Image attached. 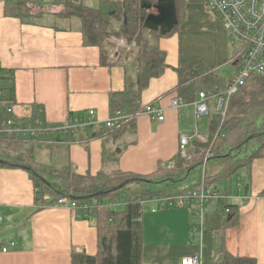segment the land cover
I'll return each mask as SVG.
<instances>
[{
  "label": "crops",
  "instance_id": "crops-1",
  "mask_svg": "<svg viewBox=\"0 0 264 264\" xmlns=\"http://www.w3.org/2000/svg\"><path fill=\"white\" fill-rule=\"evenodd\" d=\"M46 1L42 0L43 6ZM181 1L177 30L159 40L167 69L150 81L141 98L142 109L155 105L165 119L158 121L141 113L136 117L135 134L107 140L106 148L117 154L128 145L116 163L103 164V139L90 141L76 133L61 137L60 142L56 137V144L31 143L39 164L72 167L81 176L118 170L146 176L159 166L168 167L179 156L183 119L190 112L172 107L178 95L177 69L199 61L210 72L225 76L235 54L227 30L204 0ZM5 2L0 0V68L16 73L15 116L29 118L31 106L38 105L52 128L64 126L71 115L86 116L91 110L97 124L106 123L109 98L124 89L127 69L103 65L100 48L84 43L79 21L53 15L52 8L58 6H44L47 13L26 22L7 17ZM28 171L0 168V245L16 244L8 253H0V264H72L74 254L97 255L99 233L94 218L82 211L56 208L50 196L44 197L46 206L37 207L36 185ZM232 178L234 189L228 185L219 189L218 184L229 179L218 182L213 190L238 207L239 222L234 227L225 228L227 214L219 211L217 200L199 212L191 208L153 212L156 205H146L141 217L143 263L180 264L184 258L197 256L201 264H217L228 253L264 264V158ZM194 223L201 226L198 235L193 232Z\"/></svg>",
  "mask_w": 264,
  "mask_h": 264
},
{
  "label": "trees",
  "instance_id": "trees-1",
  "mask_svg": "<svg viewBox=\"0 0 264 264\" xmlns=\"http://www.w3.org/2000/svg\"><path fill=\"white\" fill-rule=\"evenodd\" d=\"M60 1L63 0H51V5L58 6ZM65 1L70 8L64 14L53 15L62 19H77L78 30L83 35L84 43L100 48L103 65L113 66L108 57L109 49L112 47L108 40L111 37L123 39L127 44L135 46L130 53L125 54L133 58L130 64H116L127 69L124 89L112 93L109 98L110 118L114 119L116 114L120 113L126 116V120L112 128L102 124L103 126L77 132L80 133V137L84 136L83 138L90 141L103 139V164L116 163L128 145L122 146L120 153L117 154L106 148V142L121 140L126 135L135 134L136 117L142 110V94L150 81L159 79L167 69L165 53L160 50L159 40L171 36L175 31L162 36L145 27L144 18L151 12L144 10L142 4L155 5L157 0H99V7L95 9L84 6L81 0ZM175 4L180 24L183 3L181 0H175ZM5 5L7 17L26 22L44 14L31 13L35 8L44 9L41 1L32 0L29 3L12 0ZM177 28L178 26L175 30ZM177 73L178 95L187 105L193 103L200 93L212 95L224 92L230 82V78L210 72L199 61L182 66L177 69ZM16 98L15 71L0 68V168L29 169L28 172L36 185L37 204L39 202L46 204L43 201L45 196H50L52 204L61 198H68L79 204L87 203L94 198L103 204L97 206L94 212L86 213L94 218L98 229L97 255L74 254L72 264H144L142 225L138 220L141 217V207L137 201L129 199L131 195L140 198L171 197L196 190L201 186L213 188L218 182L231 179L238 171L248 170L256 160L264 158V78L249 79L245 86L232 95L225 119L220 115H212L209 118L205 141L192 143L187 158L183 159L179 154L169 165L175 164L174 167L159 166L156 172L146 176L121 170L113 171L111 174L101 171L97 176L90 174L81 176L72 167L55 169L42 166L35 160L33 150L30 148L31 143L40 142L41 138L35 141L9 134L7 125L9 121L13 125L27 126L36 124L37 121L44 124L46 123L44 110L38 105H32L30 117L20 119L13 111L8 112L15 106ZM53 136L58 140L62 137L58 133ZM208 154V160H205ZM188 180L194 181L193 186L181 188L180 185ZM130 185L132 187L127 188ZM126 188L127 192L124 193L123 189ZM121 197L128 198L127 205L122 206V210L109 206ZM106 202L109 205H105ZM228 206L230 213L225 219V228L234 227L239 222L238 207ZM217 264L259 263L253 258L235 257L225 253Z\"/></svg>",
  "mask_w": 264,
  "mask_h": 264
},
{
  "label": "built area",
  "instance_id": "built-area-1",
  "mask_svg": "<svg viewBox=\"0 0 264 264\" xmlns=\"http://www.w3.org/2000/svg\"><path fill=\"white\" fill-rule=\"evenodd\" d=\"M6 2L12 0H3ZM23 2H31L32 0H21ZM42 1V0H36ZM207 8L216 16L217 20L224 26L229 34V41L232 47L235 48V54L232 60L231 72L225 76L228 77L230 82L227 88L222 93H213L208 96L206 93H200L193 103L187 105L177 95L172 102L173 109L178 111H187L189 107L193 109L190 117L185 116L183 119L187 121H195V125L190 131L182 129L179 137V153L184 157L187 156L189 147L194 141L204 142L206 131L202 134L197 126V122L204 116L220 115L224 118L227 115L230 99L240 88L245 86L247 81L251 78H264V0H204ZM13 109H9L11 113ZM14 112V111H13ZM86 116L77 115L69 116L67 123L59 128H52L47 126L46 123L37 121L36 124L29 125H13L11 121L8 122L7 132L15 134L21 138L33 139L38 141L41 138L42 143L56 144L53 134L69 136L81 130H89L96 126L105 124L106 127L112 128L114 125L119 124L126 120L124 114L117 113L114 119L110 118L106 123L97 124L96 113L91 110ZM144 113L153 119L163 121L165 119L162 109L155 105H147L143 107L139 113ZM138 114V115H139ZM190 125V124H189ZM184 126H186L184 124ZM37 139V140H36ZM39 141L37 143H40ZM60 142V140H58ZM209 157V154L205 158ZM131 201H137L140 204L141 217L146 212V205L154 203L156 208L152 209L153 212L170 210V209H184L191 208L197 209L198 212L202 210L203 206L212 200H217L219 203V211L224 214H229L230 205L228 197L218 194L212 188H205L201 186L196 190L188 191L182 195L171 197H154V198H140L131 195ZM48 200V198H46ZM128 198L121 197L117 202H108L105 205L112 206V208H119L127 205ZM103 205L96 199L89 200L87 203L79 204L70 201L68 198H61L58 202L53 204L58 208H69L73 211L94 212V209ZM46 204L39 202L37 207H44ZM198 212H195L196 214ZM141 217L138 219L141 222ZM3 218L0 217V223ZM195 227L193 232L198 235L201 232V226L194 223ZM15 242H2L0 245V253H8L15 247ZM180 264H201V259L197 256L184 258Z\"/></svg>",
  "mask_w": 264,
  "mask_h": 264
},
{
  "label": "rangeland",
  "instance_id": "rangeland-1",
  "mask_svg": "<svg viewBox=\"0 0 264 264\" xmlns=\"http://www.w3.org/2000/svg\"><path fill=\"white\" fill-rule=\"evenodd\" d=\"M85 2H84V6H86V7H88V8H93V9H95V8H98L99 7V0H84ZM58 7L56 8V7H54V8H52V9H55V12L56 13H58V14H64L70 7H68L69 5H68V2L67 1H65V0H63V1H60L58 4ZM44 6H46V7H51V0H47L46 2H44ZM44 11V12H43ZM46 10L44 9V10H41V9H37V8H35V9H33L32 10V12L31 13H33L34 15H41V14H43V13H47V12H45ZM76 24H78V21H76ZM64 25H67L66 23H64ZM109 42L108 43H110L111 45H112V47L109 49V51H110V56H108V57H110L109 58V61H111L112 62V65L113 66H115L116 64H118V65H121V63H123L124 65H128V64H130L131 62H132V60H133V58L131 57V56H128V55H125V54H128V52L130 53V51H132L133 49H134V45H129V44H127L126 43V41L125 40H123V39H119V38H116V37H111L109 40H108ZM233 48V50L235 51V48L234 47H232ZM228 70H227V73H230L231 72V68L229 67V68H227ZM187 111V113L186 114H188V112H192L193 111V109L191 108V107H189L188 109H186ZM191 115V114H190ZM189 116V114L187 115V117ZM211 116L212 115H210V116H206V117H202L201 118V122L200 121H198L197 122V126H198V128H199V130L202 132V134L205 132V131H207V128H208V124H209V118H211ZM186 118V117H185ZM184 124L186 125V126H184V128H185V130L186 131H190L193 127H194V125H195V121L194 120H192V118H191V120H190V125L188 124L187 125V121H184ZM194 124V125H193ZM196 126V125H195ZM182 157L183 158H186V157H184L183 155H182ZM175 166V164H172L171 166H169L168 168H171V167H174ZM107 174H111V173H107ZM242 174V173H241ZM234 183H235V178H232V180L230 179L229 181H227L226 183L225 182H223V184H221V185H219L218 184V186H219V189H221V186H225V185H228L229 187H231L232 186V188L234 189ZM193 184H194V181L193 180H188V181H186V182H184V183H182L181 185H180V187L181 188H183V189H187V188H190V187H192L193 186ZM217 185V184H216ZM215 185V186H216ZM215 186L213 187V188H215ZM131 188L132 187V185H130V186H127V188ZM127 188L126 189H123V190H125L124 191V193H126L127 191ZM212 188V189H213ZM234 191V190H233ZM121 210H122V208L121 207H119Z\"/></svg>",
  "mask_w": 264,
  "mask_h": 264
},
{
  "label": "water",
  "instance_id": "water-1",
  "mask_svg": "<svg viewBox=\"0 0 264 264\" xmlns=\"http://www.w3.org/2000/svg\"><path fill=\"white\" fill-rule=\"evenodd\" d=\"M142 8L152 12L144 20L145 27L152 32L166 36L179 25L175 0H157L155 5L143 3Z\"/></svg>",
  "mask_w": 264,
  "mask_h": 264
},
{
  "label": "bare ground",
  "instance_id": "bare-ground-1",
  "mask_svg": "<svg viewBox=\"0 0 264 264\" xmlns=\"http://www.w3.org/2000/svg\"><path fill=\"white\" fill-rule=\"evenodd\" d=\"M41 2H42V1H41ZM5 3H6V2H5ZM151 13H152V12H151ZM149 14H150V13H149ZM144 19H145V18H144ZM176 96H177V95H176ZM208 96H210V95H208ZM180 98H181V97H180ZM183 101H184V100H183ZM185 103H186V102H185ZM227 113H228V112H227ZM143 114H144V113H143ZM137 116H138V115H137ZM215 116H216V115H215ZM114 117H115V116H114ZM204 117H206V116H204ZM224 119H225V118H224ZM202 120H203V119H202ZM202 120H201V121H202ZM201 121H200V122H201ZM127 122H128V121H127ZM122 123H123V122H122ZM124 124H125V123H124ZM193 125H194V124H193ZM102 126H103V125H102ZM194 126H195V125H194ZM97 129H98V128H97ZM217 137H218V136H217ZM31 140H32V139H31ZM40 141H41V140H40ZM196 142H197V141H194L193 143H196ZM197 143H198V142H197ZM202 143H203V142H202ZM192 147H193V146H192ZM191 149H192V148H191ZM189 150H190V149H189ZM210 154H211V153H210ZM181 156H182V155H181ZM188 156H189V155H188ZM188 156H187V157H188ZM187 157H186V158H187ZM192 158H195V157H192ZM183 159H184V158H183ZM193 160H194V159H193ZM207 160H208V159H207ZM190 161H191V159H190ZM207 162H208V161H207ZM205 163H206V162H205ZM167 168H168V167H167ZM204 169H205V168H204ZM204 187H205V186H204ZM197 189H198V188H197ZM190 191H191V190H190ZM187 192H188V191H187ZM184 193H186V192H184ZM184 193H183V194H184ZM180 194H181V193H180ZM172 196H173V195H172ZM204 206H205V205H204ZM202 209H203V208H202ZM195 210H196V209H195ZM76 212H77V211H76ZM199 214H200V213H199ZM195 215H196V214H195Z\"/></svg>",
  "mask_w": 264,
  "mask_h": 264
}]
</instances>
